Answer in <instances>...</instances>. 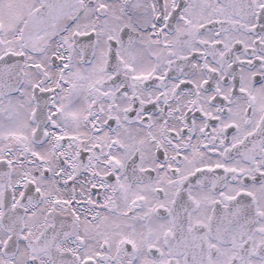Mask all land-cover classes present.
Masks as SVG:
<instances>
[{
	"label": "snow or ice",
	"instance_id": "snow-or-ice-1",
	"mask_svg": "<svg viewBox=\"0 0 264 264\" xmlns=\"http://www.w3.org/2000/svg\"><path fill=\"white\" fill-rule=\"evenodd\" d=\"M0 264H264V0H0Z\"/></svg>",
	"mask_w": 264,
	"mask_h": 264
}]
</instances>
